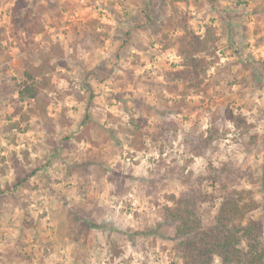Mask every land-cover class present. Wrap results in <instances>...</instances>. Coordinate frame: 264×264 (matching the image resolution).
I'll list each match as a JSON object with an SVG mask.
<instances>
[{
    "label": "clouds",
    "instance_id": "1",
    "mask_svg": "<svg viewBox=\"0 0 264 264\" xmlns=\"http://www.w3.org/2000/svg\"><path fill=\"white\" fill-rule=\"evenodd\" d=\"M0 264H264V0H0Z\"/></svg>",
    "mask_w": 264,
    "mask_h": 264
}]
</instances>
